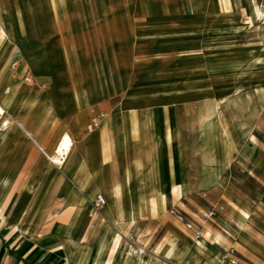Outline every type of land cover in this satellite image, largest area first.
Wrapping results in <instances>:
<instances>
[{
	"label": "rangeland",
	"instance_id": "rangeland-1",
	"mask_svg": "<svg viewBox=\"0 0 264 264\" xmlns=\"http://www.w3.org/2000/svg\"><path fill=\"white\" fill-rule=\"evenodd\" d=\"M51 1L32 0L30 13H25L22 0H0L9 9L5 16L13 34L12 24L20 21L19 12L29 14L33 25L28 29L39 33L35 37L38 42L28 46L31 55L12 61L11 83L25 88L22 84L36 81H101L116 88L114 99L126 96L148 104L172 101L181 116L182 156L177 141L173 151L177 171L180 165L185 169L186 188L173 195L170 206L192 220L195 229L169 215L168 204L159 218L137 220L130 228L133 241L152 248L166 239L173 224L193 241L205 239L206 251L217 255L223 264H231L226 256L230 248L238 264L258 262L251 253L254 248L260 254L264 251V0ZM0 14L2 18L3 11ZM21 26L26 30L24 23ZM22 61L27 70L22 69ZM5 68H0V78ZM36 71L45 75L38 76ZM27 74L29 82L24 80ZM7 88L5 102L24 113L28 105H16L18 97L11 86ZM28 93L37 97L34 91ZM226 93H231L226 100L233 103L228 108L230 129L239 139L248 140L253 150L248 157L240 148H229L231 161L221 169L218 182L208 164L217 163L206 159L213 157L209 152L214 148L218 160H224V138L217 133L201 138L198 117L209 106L220 108L223 102L216 96ZM0 105L7 108L2 101ZM38 107L45 113L42 105ZM127 108L131 113L137 110ZM50 121L45 119V125ZM57 139L44 146L48 153ZM248 199L253 201L248 216L242 218L237 206ZM211 210L214 215L207 216ZM48 211L44 223L52 220ZM170 243L176 259L181 251L183 259L189 256L191 247L179 245L173 238L160 247Z\"/></svg>",
	"mask_w": 264,
	"mask_h": 264
},
{
	"label": "crops",
	"instance_id": "crops-1",
	"mask_svg": "<svg viewBox=\"0 0 264 264\" xmlns=\"http://www.w3.org/2000/svg\"><path fill=\"white\" fill-rule=\"evenodd\" d=\"M3 6L7 12L9 9ZM12 26L19 38V48L14 56L9 58V62L5 61L8 58L6 55L0 63L2 68L7 62L0 78V91L3 88L5 95L9 93L7 86L18 90L19 83H11L12 61L14 58L21 59L25 55L29 57L31 53L28 51V46L38 42L35 37L39 34L33 29L23 30L20 22L13 23ZM22 69H26L23 61ZM37 75L44 76L45 73L39 72ZM22 85L36 92L38 97H48L53 116L45 125V113L41 108H35L33 105L27 106L24 113L8 110L5 107L0 110L1 117L7 112L19 124L11 122L5 129H0V174H8L16 187L3 212L4 220L0 222V264L130 262L123 258V253L126 241H133L130 229L133 226L117 225L112 222L103 210L107 198L97 186L100 185V189H110L116 181H120V203L125 205L126 214L133 213L137 220L157 219L164 214L166 206L174 202L170 191L172 176L167 156L163 160L166 166L154 168L153 165L158 155L165 153L169 155L171 145L159 144V152L147 158L146 151L153 146V143L146 141L144 136L146 133L153 136L157 128L152 123L149 128L137 130L140 123L139 114H133L127 108L139 110L155 103L148 104L138 98L126 96L125 99H114L116 88L101 81L93 84L82 80L70 83L36 81ZM231 104L233 103L226 100L221 106L225 112L228 130L237 146L250 157L252 145L248 140L242 139L245 140L242 141L236 137L230 129L228 108ZM97 111H102L105 115L96 129L87 132L86 124L91 115ZM18 115H21V120ZM168 115L163 114L162 128ZM22 122L31 123L33 134ZM212 123L211 132L221 135L220 125L215 119ZM63 130L71 135L72 145L67 159L62 164L63 167L57 168L46 159L40 148L47 152L44 146L49 147L57 136L58 142ZM209 155L213 156L214 161L218 160L214 148ZM43 157L50 165H47ZM103 158L104 161L100 163ZM214 165H210L213 178L220 182L221 169L226 167ZM92 172H95L94 176ZM150 174L153 178L152 182L148 181ZM179 178L186 182L185 169L181 165ZM176 180L179 181L178 178ZM27 184L38 188L35 197H29L28 194L23 196L22 188ZM19 187L21 189L18 191ZM157 191L163 195V199L161 201L157 198L159 207L151 210L149 198L156 197ZM98 192L105 197L101 210L85 211L83 203L87 201L90 204ZM252 201L248 199L246 204L237 206L242 218L248 216V206ZM50 205H53L51 209H49ZM53 210H56L55 214ZM47 211L50 214L48 219L52 218V220L44 223ZM99 213L104 216L101 222H99ZM169 227L171 231L166 239L161 243H154L152 248L151 245L148 246L150 250L160 247L168 239L173 238L179 245L187 244L194 249L191 259L194 264H223L221 262L224 261L219 260L217 255L206 251L205 239H198L200 243L194 244L193 240L176 225L172 224ZM66 236L74 237L67 240ZM253 253H251L253 259L258 262L242 263L264 264V251L260 254L254 248ZM162 258L174 260L176 264L180 262L172 255L160 256V260L165 262Z\"/></svg>",
	"mask_w": 264,
	"mask_h": 264
},
{
	"label": "bare ground",
	"instance_id": "bare-ground-1",
	"mask_svg": "<svg viewBox=\"0 0 264 264\" xmlns=\"http://www.w3.org/2000/svg\"><path fill=\"white\" fill-rule=\"evenodd\" d=\"M49 2L53 3L51 0H49ZM22 4L24 6L23 9H24L25 13H30V10L32 9V0H22ZM0 10L3 11V13H4V14H2L3 17L0 19V63H2V60L6 55H8V58L5 61L9 62V60H10L9 58H11V56H14V54L18 51L19 47H18V41H17L16 35H15V33L13 34V32L10 28L11 27L10 21L5 16V14L7 13L6 9L1 3H0ZM19 13H20V16H19L20 24H21V22L24 23L26 25V31L30 30V29H28L30 27L29 24L32 26L33 20L31 18H29V14H27V16H25V15L22 16L21 12H19ZM9 50H10V54H8ZM6 65H7V62H6V64H4V66H6ZM13 94L18 97L16 105H18V106L35 105L37 107L42 105L44 107L42 109L45 110V115H46L45 119L50 120V118H52L53 109L50 106V100L48 97H46V96H43V97L42 96H39V97L38 96L37 97L31 96L28 93V89L22 88L20 86H18L17 91L15 89H13ZM230 94L231 93H226V94L216 96V97L218 98L219 102H223V101L226 102V99L228 98V96ZM7 97H9V95L8 96H7V94L5 95L3 88H2L0 91V100L6 104V107L8 110H12L11 104L9 102H5V99ZM153 106L154 107H150V106L148 107L147 106L145 108H139V110L134 111L133 114H135V113L139 114L140 123H139L138 127L140 130H142V129L144 130L147 127L149 128V126L152 123L155 124V126L157 128L156 131L154 132L153 136L149 133H146L144 136L146 141H150L151 143H153V146L149 147L148 151H146V157L147 158H150L154 153L157 154L159 152V144H162V145L163 144H170L171 145V152L169 153V155H167L166 153L162 154L161 156L158 155V157H157L156 161L153 163V165H154V168L166 166V162H163V160L167 156L166 158H168V166H169L170 173L172 176L170 191L172 192L173 195H177L184 190L185 185H186V182L179 178L180 177V169H178V171H177L176 159H175L176 157H175V154L173 151V146L175 145V141H177V148L179 150H181L178 153V155L182 156V147H181L182 120H181V116L179 114L177 115V113L174 109V106L172 104V101H170L167 104L155 103V104H153ZM207 107L208 106H206V109H207ZM2 108H3V106L0 105V110ZM208 108H209L208 111H205L206 113H204V114L201 113L198 117V123H199L201 138H206V137H209L211 135V133H212L211 129L213 127L212 121H213V119H215L221 127V135L220 136L222 138H224V145L226 147L225 148L226 153H225L224 160L221 162L219 160L214 161L212 158L206 159V161H208V162L212 161V162L217 163V165H219V166L222 165V166L227 167L229 165V162L231 161V155L229 152V148L234 147L235 149H238L239 147L237 146L236 142L234 141V139L232 138V136L228 130V125L226 122L225 112L223 110V107L213 108V107L209 106ZM164 113L169 114L168 115L169 117H165L166 123H165V126L162 128L161 123L163 122V114ZM6 116L9 117L10 123L13 122L15 124V122H14L15 119L11 115H9L7 112H6ZM18 118H20V117H18ZM47 118H49V119H47ZM20 120H21V118H20ZM22 123L25 124L26 128L28 129V131L30 133L33 132L32 128H31V123L30 124H27L24 122H22ZM61 133L63 136L62 144H65V142L68 140L72 141L71 135L68 133V131L63 130ZM212 134L214 135V133H212ZM242 141H245V140H242ZM111 144H109V145L111 146ZM70 149H71V147H70ZM100 161H101L100 163H102L104 161V158ZM208 164L213 165L212 163H208ZM178 172H179V175H178ZM211 174H212V172H211ZM94 175H95V172H92V176H94ZM176 178H179L180 180L177 181ZM148 181L149 182L153 181L151 174L148 177ZM13 183L14 182L10 179L8 174H2V173L0 174V222L1 223L4 220L3 212H4L5 208L7 207L9 200H10L11 196L13 195L14 190L16 188ZM122 183H123V181H122ZM97 188L107 198L105 205L103 204L104 205L103 210H104L105 214L107 216H109V218L112 220V222L114 224H117V225L127 224L129 227L134 226L136 221H137V219L135 218V215L133 213L126 214L125 207H124L125 205L123 206V204L120 203V198H121V183H120V181H116L110 189H105V188L100 189L101 188L100 185H98ZM23 189H24V194H28L29 197H34V195L38 191V188H36L35 185H31V184L24 185ZM157 198H160L161 201L163 199V195L159 191L156 192V197L152 196L149 198V205L151 207V210H156L159 207V203L157 202ZM127 207H128V205H127ZM83 208H84V210H86L88 208L89 212L90 211L99 212V211H93L91 208V205L87 201H85L83 203ZM6 211H8V210H6ZM20 212L21 211H19V213ZM99 214H100L99 222H101L102 220H104V216L102 215V213H99ZM73 237L74 236H66V239L69 240L70 238H73ZM193 242H194V244L200 243L199 240H194ZM173 249H174L173 243L166 244L162 248L161 247H155L153 250H150L148 248V246H144V248H143L141 246H137L136 243L133 242L132 240H129V241H126V247H125V250L123 253V258L125 260H129L130 262H109L108 264H165L164 262H162L160 260V256L171 255ZM183 254H184V251H181L178 254V256H177L178 261L182 262L183 264H194V262H191V259L194 255V249L191 248L189 256L186 259H183ZM90 264H95V263L91 262ZM100 264H106V263L103 262Z\"/></svg>",
	"mask_w": 264,
	"mask_h": 264
},
{
	"label": "built area",
	"instance_id": "built-area-1",
	"mask_svg": "<svg viewBox=\"0 0 264 264\" xmlns=\"http://www.w3.org/2000/svg\"><path fill=\"white\" fill-rule=\"evenodd\" d=\"M24 80L29 82L31 80L30 75H28V74L25 75ZM104 115L105 114L102 111H97V112L93 113L91 115V117L89 118L87 124H86V131L92 132L94 129H96L100 125L101 120L103 119ZM14 122H15V124L19 125L15 120H14ZM9 123H10L9 117H7L6 115H3L1 117L0 129L1 130L5 129L9 125ZM62 141H63V136H61L59 138L55 148L52 151V153L45 152L42 148L39 147L41 152L46 157V159L51 164L56 166L57 168H61V165L67 159V156H68L69 151H70V147L72 145L71 140L66 141L65 144H62ZM104 203H105V197L101 193L98 192L95 194L94 198L91 200L90 205H91V208L93 211H99L102 208ZM167 212L175 220L182 222L185 225V227H187L189 229H195L194 222L192 220H190L189 218H187L175 206H169L167 208ZM55 213H56V210H53V214H55ZM214 213H215V211L211 210L208 212L207 216H212V215H214ZM195 234H196V236H199V231L195 230ZM226 256L231 263L237 264V258L235 257L234 249L230 248L228 250V253Z\"/></svg>",
	"mask_w": 264,
	"mask_h": 264
}]
</instances>
